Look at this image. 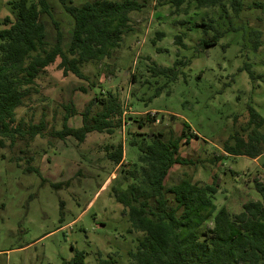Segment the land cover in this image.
Segmentation results:
<instances>
[{
  "label": "rangeland",
  "instance_id": "374dc122",
  "mask_svg": "<svg viewBox=\"0 0 264 264\" xmlns=\"http://www.w3.org/2000/svg\"><path fill=\"white\" fill-rule=\"evenodd\" d=\"M16 1L0 0V31L6 18H14L11 4ZM97 1L102 0L65 3L80 7ZM135 1L144 7L130 14L129 30L123 29L113 56L84 67L88 82L73 74L65 77L58 60L38 77L39 92L16 110L23 128L43 122L44 130L35 138L18 137L13 146L0 149V263L66 264L81 253L84 264H98L100 255L116 264H130L129 253L136 251L144 234L131 231L129 217L115 199L114 179H119L120 170L107 151L122 145L125 167L136 162L138 147L130 143L138 134H151L152 139L160 133L168 139L186 131L191 139L185 138L180 148V156L189 164L171 170L167 187L183 180L214 184V205L231 215L241 212L247 202L264 200L255 187L256 180L264 184V154L252 159L223 150L232 137L247 138L252 132L245 131L250 107L264 121V0H241L244 6L238 15L229 0H224L227 12L221 5L198 8L196 2L177 10L164 4L166 0ZM47 2L51 17L42 16L46 39L55 43L58 23L63 47L68 49L73 18L61 0ZM209 22L215 30L197 26ZM217 32L222 33L217 45H200ZM178 35L183 45L175 43ZM178 62L173 81L151 70L173 68ZM108 93L118 98L124 111L121 128L89 133L83 143L57 137L68 107L79 113L69 118L68 126L81 128L80 114ZM100 109L96 102L92 114ZM134 119L142 120L144 127L139 128ZM259 133L264 137V126ZM231 140V145L236 143ZM213 218L207 219L205 228Z\"/></svg>",
  "mask_w": 264,
  "mask_h": 264
},
{
  "label": "trees",
  "instance_id": "16d2710c",
  "mask_svg": "<svg viewBox=\"0 0 264 264\" xmlns=\"http://www.w3.org/2000/svg\"><path fill=\"white\" fill-rule=\"evenodd\" d=\"M229 1L238 15L243 10L242 1ZM61 2L73 18L68 49L63 47V34L58 23H55V43L50 44L46 39L42 16L51 15L47 0H17L11 4L14 18L8 17L3 22L5 29L0 31V149L13 146L18 137L35 138L43 134V122L29 129L18 124L16 110L39 92L36 81L44 70L60 60L58 69L65 77L73 74L88 82L84 67L111 58L122 42L123 29L129 30L130 14L144 7L135 0H102L80 7L66 5L65 0ZM189 2H196L198 8L221 5L225 9L224 0H166L164 4L179 10ZM197 26L215 30L213 22ZM221 36L222 33L217 32L213 37H205L200 45L213 47ZM175 43L183 45L182 35L176 37ZM180 64L168 69L153 66L151 70L155 76H165L173 81ZM247 69L254 79L249 66ZM96 102L101 109L92 114ZM249 110L250 121L245 131L252 132L247 138L232 137L236 140L233 145L231 139L227 141L223 147L227 155L257 159L264 154V146H261L264 137L259 133L264 121L253 108ZM67 111L63 130L57 133L62 140L73 137L83 143L89 133H112L113 129L122 127L124 111L118 98L111 93L106 98H96L80 114L81 128L68 126L69 118L79 113L73 106ZM147 121L152 123L154 118L147 117ZM134 123H138L139 128L144 127L142 120L134 119ZM150 135L138 134L136 139L133 138L130 144L138 147L139 155L136 162L126 167L122 145L107 151L109 160L120 170L119 179H114L115 199L128 215L131 231L144 234L136 251L129 253L130 264H264V200L247 202L241 212L231 215L225 208L217 210L214 205L213 197L217 193L214 184L203 186L183 180L167 187L171 170L176 165L189 164L180 156V148L185 138L191 139L186 131L168 139L160 133L152 139ZM255 187L264 197V184L256 180ZM211 216L214 217L213 224L205 228ZM66 264H84V255L75 253ZM98 264H116V261L102 259L100 255Z\"/></svg>",
  "mask_w": 264,
  "mask_h": 264
},
{
  "label": "water",
  "instance_id": "95a60500",
  "mask_svg": "<svg viewBox=\"0 0 264 264\" xmlns=\"http://www.w3.org/2000/svg\"><path fill=\"white\" fill-rule=\"evenodd\" d=\"M150 136H153V135H150Z\"/></svg>",
  "mask_w": 264,
  "mask_h": 264
}]
</instances>
